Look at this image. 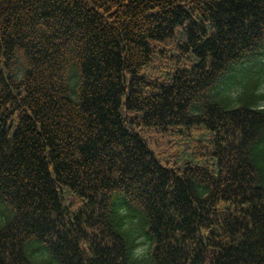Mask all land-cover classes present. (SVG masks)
Returning <instances> with one entry per match:
<instances>
[{
	"label": "trees",
	"instance_id": "obj_1",
	"mask_svg": "<svg viewBox=\"0 0 264 264\" xmlns=\"http://www.w3.org/2000/svg\"><path fill=\"white\" fill-rule=\"evenodd\" d=\"M262 84L264 0H0V264H264Z\"/></svg>",
	"mask_w": 264,
	"mask_h": 264
},
{
	"label": "rangeland",
	"instance_id": "obj_2",
	"mask_svg": "<svg viewBox=\"0 0 264 264\" xmlns=\"http://www.w3.org/2000/svg\"><path fill=\"white\" fill-rule=\"evenodd\" d=\"M261 91H264V85L263 86H261ZM264 104V103H263Z\"/></svg>",
	"mask_w": 264,
	"mask_h": 264
}]
</instances>
